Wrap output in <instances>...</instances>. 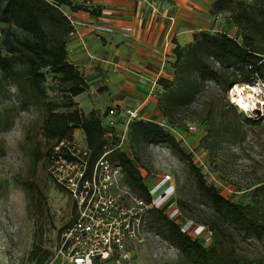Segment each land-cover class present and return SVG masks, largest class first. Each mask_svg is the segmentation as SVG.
Wrapping results in <instances>:
<instances>
[{
    "label": "rangeland",
    "instance_id": "1",
    "mask_svg": "<svg viewBox=\"0 0 264 264\" xmlns=\"http://www.w3.org/2000/svg\"><path fill=\"white\" fill-rule=\"evenodd\" d=\"M217 15L219 20L210 32L222 31L240 40L229 12ZM5 27L7 24L0 22V39ZM164 70L165 75L158 78L172 79L174 68L167 64ZM237 85L245 92L252 85L258 87L253 109L241 110L231 100L230 90L225 92L208 79L187 105L177 109L171 104L174 89L151 88L149 96L158 108L153 121L175 138L181 154L165 142L141 140L132 124L125 127L123 117L117 119L110 134H105L106 149L125 152L149 188L159 175L171 174L181 218L209 225L212 232L210 242L201 238L209 251L207 261L199 263L183 254L155 215L147 211L149 235L130 242L131 257L124 264H264V229L255 234L240 229L224 209L216 210L188 165V161L194 164L206 186L214 187L250 218L264 223V82L256 79L252 84ZM42 86L47 97L36 99L31 87L25 86L22 94L0 73V264L47 263L61 231L74 217L71 198L49 175L54 140L45 137L42 129L44 101H59L60 85L47 74ZM105 90L99 87L95 96L108 99ZM89 100L94 102V92L82 103ZM108 109L109 105L103 111ZM95 111L100 117V110ZM69 141L85 145L82 129H75ZM98 264L115 263L110 259Z\"/></svg>",
    "mask_w": 264,
    "mask_h": 264
},
{
    "label": "trees",
    "instance_id": "2",
    "mask_svg": "<svg viewBox=\"0 0 264 264\" xmlns=\"http://www.w3.org/2000/svg\"><path fill=\"white\" fill-rule=\"evenodd\" d=\"M84 2L0 0V22L7 24L2 29L0 39V73L3 78L13 81L17 91L22 94L25 86L31 87L36 99L47 97L42 86L47 74L58 82L61 99L44 101L46 114L42 124L43 133L54 140L56 147L61 141L71 140L75 129H82L85 145L90 150L91 165L106 149L103 135L107 111L101 113L100 117L95 110L84 113L74 100L88 89L89 84L67 58L68 38L74 34V28L71 18L65 13L67 8L93 13V9ZM222 11L229 12V20L236 27L240 40L222 31L200 30L193 33L190 43L174 47L172 59L168 62L174 68L173 78L159 77L156 81L164 89H174L175 95L171 101L174 109L187 105L200 84L207 79L220 85L225 92L239 83L252 84L256 79L264 82V0H213L210 13L217 15ZM131 124L132 130L137 132L141 140L162 141L180 154L183 152L175 138L156 122L135 119L130 121ZM59 149L61 152L64 150L62 146ZM53 150L52 147L49 154ZM107 156L122 166L123 180L132 191L149 201L148 187L132 159L115 147ZM188 165L197 176L199 188L216 210L224 209L226 216L240 229L254 234L264 229L263 222L253 220L240 205L222 197L214 187L206 186L191 161H188ZM148 211L155 215L156 221L183 254L199 263L207 261L208 247L203 245L200 237L193 238L182 232L181 223L169 218L165 207ZM211 238L212 235L207 241L210 242Z\"/></svg>",
    "mask_w": 264,
    "mask_h": 264
},
{
    "label": "built area",
    "instance_id": "3",
    "mask_svg": "<svg viewBox=\"0 0 264 264\" xmlns=\"http://www.w3.org/2000/svg\"><path fill=\"white\" fill-rule=\"evenodd\" d=\"M168 19L171 24L174 22L173 16H168ZM70 21L74 31L82 26L100 33L117 31L125 39L132 36V27L128 25L114 27L90 20ZM171 32V29L166 32L164 49L173 44ZM118 115L123 116L125 127L132 120L142 119L136 109L126 108L120 114L115 107H111L104 117L106 130L103 136L113 130L120 118ZM59 146L63 147L62 152ZM59 146L49 156L48 172L69 195L75 212L73 220L59 235L53 257L45 264H98L110 259L115 264L129 262L130 242L149 235L146 213L151 208L165 207L168 217L181 223L182 232L193 238L209 240L211 231L206 226L181 218L171 174L159 175L152 188L147 185L150 200L146 201L124 182L123 168L108 158L109 149H105L90 165V150L86 145L61 141Z\"/></svg>",
    "mask_w": 264,
    "mask_h": 264
},
{
    "label": "crops",
    "instance_id": "4",
    "mask_svg": "<svg viewBox=\"0 0 264 264\" xmlns=\"http://www.w3.org/2000/svg\"><path fill=\"white\" fill-rule=\"evenodd\" d=\"M213 0H85L86 10L65 9L75 20L103 22L114 27H132V36L125 39L120 32L100 33L78 27L69 36L67 58L87 79L88 89L75 101L84 113L119 107L136 109L142 119L153 121L157 111L150 98L158 76L165 75V66L172 59L174 47L190 43L193 33L211 30L218 15L210 13ZM108 12V13H104ZM95 13V14H94ZM174 17V22L168 19ZM171 29L173 44L163 48L166 32ZM214 30V28H213ZM106 87L109 98L95 96L99 87ZM94 92V102L84 97ZM98 100V101H97ZM84 105V106H83ZM86 107V108H85ZM118 112V111H117ZM120 118L123 116L118 115Z\"/></svg>",
    "mask_w": 264,
    "mask_h": 264
},
{
    "label": "bare ground",
    "instance_id": "5",
    "mask_svg": "<svg viewBox=\"0 0 264 264\" xmlns=\"http://www.w3.org/2000/svg\"><path fill=\"white\" fill-rule=\"evenodd\" d=\"M258 92L260 91L255 85L251 86L249 92H245L243 90V87L235 85L230 90V98L238 108L243 111H248L253 109V105L256 103L255 101L257 100Z\"/></svg>",
    "mask_w": 264,
    "mask_h": 264
}]
</instances>
